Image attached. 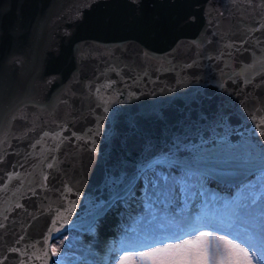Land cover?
Listing matches in <instances>:
<instances>
[{
  "label": "water",
  "instance_id": "1",
  "mask_svg": "<svg viewBox=\"0 0 264 264\" xmlns=\"http://www.w3.org/2000/svg\"><path fill=\"white\" fill-rule=\"evenodd\" d=\"M262 26L264 0H0V264H59L147 166L261 172Z\"/></svg>",
  "mask_w": 264,
  "mask_h": 264
},
{
  "label": "snow or ice",
  "instance_id": "2",
  "mask_svg": "<svg viewBox=\"0 0 264 264\" xmlns=\"http://www.w3.org/2000/svg\"><path fill=\"white\" fill-rule=\"evenodd\" d=\"M259 126L264 129V117L260 118ZM260 134L264 136V131ZM250 160L248 156L233 157L225 162V167L247 164ZM204 165L203 156H194L190 162L181 165L183 173L179 178L162 177L163 183L153 181L154 190L145 203V208L150 209L153 201L159 200L167 208L177 201L179 193L181 202L187 208L199 198L200 206H204L199 207L195 217L199 226L183 230V236L142 247L135 255L119 256L116 258L118 264H264V226L259 233L254 230L240 232L233 227L243 218L251 216L257 207L259 210L264 208V169L258 192L255 185H244L236 197L225 200L210 194L205 181L208 172L219 177L231 173L223 169H206ZM182 219L188 224L193 222L191 216Z\"/></svg>",
  "mask_w": 264,
  "mask_h": 264
},
{
  "label": "rangeland",
  "instance_id": "3",
  "mask_svg": "<svg viewBox=\"0 0 264 264\" xmlns=\"http://www.w3.org/2000/svg\"><path fill=\"white\" fill-rule=\"evenodd\" d=\"M170 173L168 177L179 178L182 175L181 172L173 171L170 167H159L155 172H148L142 177V183L138 186L140 187L145 181L144 178L151 177L154 175L155 180L159 183H163L159 177L161 174ZM262 172L256 174V176L249 179L244 184H240L233 187L223 186L219 187L213 185L210 180L206 179V184L209 186L206 187L207 191L210 194L222 197L225 200H231L233 194L238 193L244 185H255L256 191H259L261 184ZM240 183V182H239ZM237 183V184H239ZM229 188V189H228ZM153 185L151 181H147L146 185L142 188L143 195L146 197V202L149 199L151 192L153 191ZM137 190H134L133 194L129 197L132 198V202H137L136 196L139 193H136ZM177 201L170 207H165L164 204H161L159 200L153 201V207L146 209V212L140 213L141 222L135 229L124 230L120 237L119 233L113 234V231L108 234V236L102 237V234L97 227L88 230V233L79 231V230H69L56 238L53 242V252L56 260L59 264H118L116 258L119 256L117 250L124 247L125 251L123 255H135L136 250L130 249L133 244L150 240L155 236L166 235L172 232L173 228H176L179 224H184L185 220L182 217L190 216L192 209L189 208L192 206L193 209L199 210V207L203 208L204 206L200 203L193 201L188 205L187 208L182 205V209L177 212L174 210V205H179L182 203V197L177 194ZM129 205H125L124 208L127 211H130L131 202H128ZM127 203V204H128ZM264 208L257 207L251 216L243 218L239 221L235 227L240 232H249L254 230L256 233H259L262 226H264ZM154 215V219L151 222H147V216ZM111 224L110 221H106ZM216 235H222L223 233H215ZM162 246V245H158ZM116 247V248H114ZM129 248V249H128ZM259 253H257L258 255Z\"/></svg>",
  "mask_w": 264,
  "mask_h": 264
},
{
  "label": "bare ground",
  "instance_id": "4",
  "mask_svg": "<svg viewBox=\"0 0 264 264\" xmlns=\"http://www.w3.org/2000/svg\"><path fill=\"white\" fill-rule=\"evenodd\" d=\"M164 165V164H163ZM166 165V164H165ZM159 167H165V166H162L160 164H153L152 166H147L145 168V170L143 172H141V175L139 178H136L133 182V184L130 185V191L127 193V191L123 194L122 197H119L116 201H114L110 207H109V210L108 212L106 213V216H105V220H108L111 222V225H109L108 223L106 224V222H103V220H96L95 223H94V227L92 228H95L97 227L98 230L100 231V233L102 234V237H105V236H108V234L112 231V229L114 228V223H116L117 221H119L125 214L127 216H129L127 213L128 211L124 209V206L125 205H129L128 202H131L132 205H131V208L133 207H137L138 205V200L137 202H132V198H129L136 186L139 184L140 180L142 179V177L147 174L148 172L152 173V172H155L158 170ZM167 167H170L169 165ZM171 170H175L173 169L172 167H170ZM176 171H183V169H180V170H176ZM137 180V181H136ZM214 183H218L216 181H213ZM234 184V183H233ZM233 184H222V183H219V185L221 186H231ZM133 186V187H132ZM128 203V204H127ZM92 228H90L92 230ZM89 229V230H90ZM111 230V231H110ZM85 233H88V230L85 231Z\"/></svg>",
  "mask_w": 264,
  "mask_h": 264
}]
</instances>
